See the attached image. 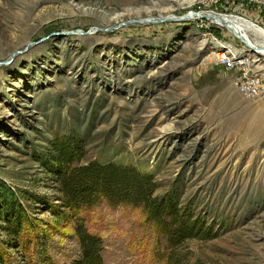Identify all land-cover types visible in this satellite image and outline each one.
Here are the masks:
<instances>
[{
	"label": "rangeland",
	"instance_id": "obj_1",
	"mask_svg": "<svg viewBox=\"0 0 264 264\" xmlns=\"http://www.w3.org/2000/svg\"><path fill=\"white\" fill-rule=\"evenodd\" d=\"M199 1L0 0V208L22 212L15 238L0 221V264H81L80 225L100 264H264V92L239 94L212 55H250L263 81L264 59L188 21ZM212 9L264 29V0ZM61 136L81 145L82 165L150 174L157 197L173 194L215 237L174 248L139 208H60L44 163Z\"/></svg>",
	"mask_w": 264,
	"mask_h": 264
},
{
	"label": "trees",
	"instance_id": "obj_2",
	"mask_svg": "<svg viewBox=\"0 0 264 264\" xmlns=\"http://www.w3.org/2000/svg\"><path fill=\"white\" fill-rule=\"evenodd\" d=\"M46 158L47 172L51 174L59 195L58 206L66 210L91 207L105 200L113 205L139 208L146 221L152 224L170 247H179L193 238L212 239L213 231L186 208H180L173 194L162 198L155 195L157 185L150 174L132 166L96 161L82 165L81 145L72 138L61 136L51 141ZM35 203H43L27 195ZM29 199V201H30ZM6 213V219L3 214ZM18 204L0 208L1 230L14 238L21 233L22 214ZM82 248L81 264H100L99 241L86 234L80 225L76 229ZM1 259V257H0Z\"/></svg>",
	"mask_w": 264,
	"mask_h": 264
},
{
	"label": "built area",
	"instance_id": "obj_3",
	"mask_svg": "<svg viewBox=\"0 0 264 264\" xmlns=\"http://www.w3.org/2000/svg\"><path fill=\"white\" fill-rule=\"evenodd\" d=\"M216 3L217 0H200L197 4L198 5L197 10L191 12L186 19L190 22L194 20H198L202 24L208 23L213 28L214 27L226 28L224 25L219 24L217 20L214 19L215 17L217 18L225 17L229 20H240V18L234 15L216 13V11L212 9L213 5H215ZM203 7H206V11H203L201 9ZM205 34L208 37H213L207 32ZM215 43L221 44L218 41H216ZM215 43L212 44L216 45ZM251 61L252 60L250 55L237 54L234 53V51L230 52L229 50L224 48L221 53L217 52L215 54L214 65L217 67H221L225 71L232 73L234 75L232 80V85L239 94L246 96L248 98H253L264 92V81L261 78L258 79V77L250 74L252 70Z\"/></svg>",
	"mask_w": 264,
	"mask_h": 264
},
{
	"label": "bare ground",
	"instance_id": "obj_4",
	"mask_svg": "<svg viewBox=\"0 0 264 264\" xmlns=\"http://www.w3.org/2000/svg\"><path fill=\"white\" fill-rule=\"evenodd\" d=\"M123 2L126 5V3H128V0H123ZM79 8L80 7L77 6V9ZM214 19L217 20L219 24L224 25L237 40H239L246 46L249 51H252L253 53L257 54L259 58L261 57L264 59V29L242 19L229 20L225 17H215ZM248 34H252V36H255L256 38L260 39V44L257 45V43H251L248 39ZM221 47H224L226 49L225 46ZM212 56L215 59V55L213 54Z\"/></svg>",
	"mask_w": 264,
	"mask_h": 264
},
{
	"label": "water",
	"instance_id": "obj_5",
	"mask_svg": "<svg viewBox=\"0 0 264 264\" xmlns=\"http://www.w3.org/2000/svg\"><path fill=\"white\" fill-rule=\"evenodd\" d=\"M160 22V21H159Z\"/></svg>",
	"mask_w": 264,
	"mask_h": 264
}]
</instances>
